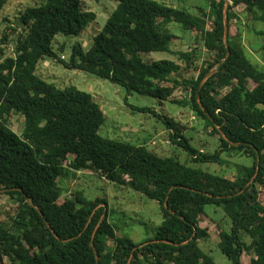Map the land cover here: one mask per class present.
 <instances>
[{
	"label": "trees",
	"instance_id": "16d2710c",
	"mask_svg": "<svg viewBox=\"0 0 264 264\" xmlns=\"http://www.w3.org/2000/svg\"><path fill=\"white\" fill-rule=\"evenodd\" d=\"M38 1L7 27L18 31L12 55L4 57L0 46V190L17 188L2 192L16 200V209L11 219L0 217V264H216L199 245L209 236L200 225L206 205L221 206L229 219L218 229L221 252L234 264H242L243 253L253 254L249 264H264V70L247 57L240 32L229 33L234 7L243 5L253 20L264 21V0H230L229 55L225 0H210L209 16L203 9L193 14L164 0H113L116 7L91 45L84 49L74 43L68 61L54 51L56 36H80L96 14L81 0ZM7 2L0 0V13ZM171 23L199 35L197 45L172 51L179 36ZM8 36L1 38L4 45ZM202 42L210 59L200 67ZM151 52L172 53L181 63L146 61L142 54ZM47 58L128 92L190 105L218 135V144L213 152L195 148L171 124L172 144L187 153V161L217 162L221 153L236 151L251 165H239L235 177L219 176L182 162L177 154L160 155L145 144L101 135L105 114L90 93L58 88L37 74ZM213 68L200 89L202 109L197 88ZM191 71L196 76L181 82L189 98L173 99L179 85L174 76ZM10 113L24 117L21 134L9 127ZM81 169L156 200L162 221L155 236L136 243L116 235L103 197L87 199L80 192L65 197L59 179Z\"/></svg>",
	"mask_w": 264,
	"mask_h": 264
},
{
	"label": "rangeland",
	"instance_id": "374dc122",
	"mask_svg": "<svg viewBox=\"0 0 264 264\" xmlns=\"http://www.w3.org/2000/svg\"><path fill=\"white\" fill-rule=\"evenodd\" d=\"M84 8L93 11L96 19L89 24L80 36L57 35L53 43L57 57L68 61L71 47L80 42L87 49L94 36L102 29L108 16L116 7L113 0H81ZM38 0H8L0 13V46L5 48V56L12 55V39L17 32L7 30L8 25H16L20 14L26 7L35 5ZM168 5L185 7L193 14L204 10L209 16L210 0H164ZM231 3V2H230ZM234 17L230 21L229 33L236 36L237 30L243 49L252 63L264 70V21L253 20L251 15L244 10L243 5L233 8ZM206 30L211 29V18L207 17ZM173 32L179 36L172 46V51H184L194 48L199 35H190L182 30L179 24L169 25ZM17 28V27H16ZM17 30H20L18 27ZM9 33L7 45L2 43L4 33ZM60 47L62 50H59ZM200 67L207 59L210 52L203 45L198 50ZM146 61L169 58L178 61L177 57L167 52H151L142 54ZM2 58H0L1 62ZM215 69V68H213ZM37 74L47 82L53 83L58 88L72 86L90 93L105 114V122L100 128V134L115 139H122L134 144H145L152 151L160 155L177 154L182 162L195 168L219 175L235 177L239 165H251V159L245 154L232 151L229 154L221 153L217 162H191L187 161V153L177 145L172 144L170 133L171 124L187 138L195 148L213 152L218 144V135L206 126L202 117L198 116L190 105L172 103L169 100H158L149 95L128 92L125 87L102 79L94 74L82 70L65 68L55 58H47L37 66ZM196 76L195 72H183L174 76L179 85L173 90V99L186 101L189 91L184 90L182 79ZM172 86V83H168ZM8 125L17 134H21L24 127V117L19 113H10ZM170 126V128H168ZM59 186L63 189L65 197L72 198L75 192H80L87 199L103 197L106 200L108 220L115 227L116 235L127 236L139 243L152 239L156 228L161 224L162 217L159 203L147 196L134 191L126 186L107 181L97 174L86 170H71L68 175L59 179ZM260 199L264 201V191L260 192ZM16 200L6 194L0 193V217L9 220L15 215ZM206 217L200 225L207 228L209 236L199 240L200 247L212 257L216 264H234L220 250L219 227L227 226L229 219L221 206L206 205ZM106 214L104 215V217ZM249 243L250 238L243 235ZM252 253H243L242 264H249ZM7 260V258H5ZM8 261V260H7Z\"/></svg>",
	"mask_w": 264,
	"mask_h": 264
},
{
	"label": "water",
	"instance_id": "95a60500",
	"mask_svg": "<svg viewBox=\"0 0 264 264\" xmlns=\"http://www.w3.org/2000/svg\"><path fill=\"white\" fill-rule=\"evenodd\" d=\"M230 4V0H225V4H224V38H225V44H226V47H227V55H229L230 51H229V48H228V44H227V39H228V16H227V13H228V6ZM215 72V69H211L209 70L205 75L204 77L201 79L199 85H198V88H197V92H196V97H197V101L199 102L200 106L202 109L203 106L201 104V101H200V96H199V93H200V89L201 87L203 86L204 82ZM209 115V114H208ZM14 190V189H17V188H5V189H2L0 190V192H6L8 190ZM106 214V212L102 215L101 219L104 217V215Z\"/></svg>",
	"mask_w": 264,
	"mask_h": 264
}]
</instances>
